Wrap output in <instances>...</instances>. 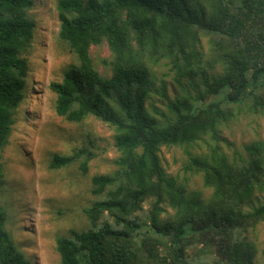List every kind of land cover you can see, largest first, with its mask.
Listing matches in <instances>:
<instances>
[{
  "label": "trees",
  "instance_id": "16d2710c",
  "mask_svg": "<svg viewBox=\"0 0 264 264\" xmlns=\"http://www.w3.org/2000/svg\"><path fill=\"white\" fill-rule=\"evenodd\" d=\"M34 3L0 0V149L29 77ZM53 7L56 38L73 55L50 83L54 111L75 123L89 116L107 123L119 152L113 171L91 177L87 225L55 237L59 264H255L264 203L251 204L264 191V140L228 149L221 126L243 107L264 113V0H54ZM102 44L108 55L94 58ZM160 66L181 88L171 98ZM158 93L165 110L151 101ZM162 146L184 149L182 176L166 171ZM93 156L89 147L72 148L47 167L78 163L86 173ZM189 174L208 191L189 188ZM165 203L172 213L161 220ZM7 222L0 207V264H36Z\"/></svg>",
  "mask_w": 264,
  "mask_h": 264
},
{
  "label": "rangeland",
  "instance_id": "374dc122",
  "mask_svg": "<svg viewBox=\"0 0 264 264\" xmlns=\"http://www.w3.org/2000/svg\"><path fill=\"white\" fill-rule=\"evenodd\" d=\"M53 6L54 0H35L31 8L37 29L28 52L29 77L9 141L0 149L3 170L0 207L8 212L7 227L16 242L36 264H59L55 237L71 228L87 225L83 208L94 198L91 177L95 173L113 171L119 154L114 146V130L107 123L93 116L75 123L54 111L56 94L50 83L60 80L73 55L56 38L59 21ZM108 53L105 44L92 48L94 58ZM165 71L166 68L160 66L157 75L167 81V95L171 98L181 88L170 76H163ZM151 99L165 110L166 102L159 93L153 94ZM221 136L228 149L240 148L254 139L264 140V113L240 108L234 119L221 126ZM83 146L94 153L86 173L80 171L78 163L60 169L47 167L54 153H68L72 148ZM186 157L182 147L162 146L160 149L161 163L172 174L183 175ZM188 177L189 188L208 191L200 175L189 174ZM263 203L264 191L256 194L251 206ZM148 206L146 202L144 207ZM162 208L160 218L164 220L172 209L167 203ZM253 234L258 244L255 264H264V221L256 226Z\"/></svg>",
  "mask_w": 264,
  "mask_h": 264
},
{
  "label": "bare ground",
  "instance_id": "6f19581e",
  "mask_svg": "<svg viewBox=\"0 0 264 264\" xmlns=\"http://www.w3.org/2000/svg\"><path fill=\"white\" fill-rule=\"evenodd\" d=\"M26 145V144H25Z\"/></svg>",
  "mask_w": 264,
  "mask_h": 264
}]
</instances>
